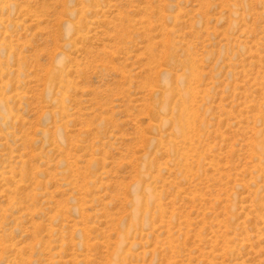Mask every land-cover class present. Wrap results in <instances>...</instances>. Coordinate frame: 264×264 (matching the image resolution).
<instances>
[{
    "label": "rangeland",
    "instance_id": "obj_1",
    "mask_svg": "<svg viewBox=\"0 0 264 264\" xmlns=\"http://www.w3.org/2000/svg\"><path fill=\"white\" fill-rule=\"evenodd\" d=\"M0 264H264V0H0Z\"/></svg>",
    "mask_w": 264,
    "mask_h": 264
},
{
    "label": "bare ground",
    "instance_id": "obj_2",
    "mask_svg": "<svg viewBox=\"0 0 264 264\" xmlns=\"http://www.w3.org/2000/svg\"><path fill=\"white\" fill-rule=\"evenodd\" d=\"M190 67H191V66H190ZM186 70H187V69H186ZM193 72H194V71H193ZM180 82H181V81H180ZM168 87H169V86H168ZM168 87H167V88H168ZM166 94H167V93H166ZM179 119H181V117H179ZM176 120H177V119H176ZM137 200H138V199H137ZM138 201H139V200H138Z\"/></svg>",
    "mask_w": 264,
    "mask_h": 264
}]
</instances>
